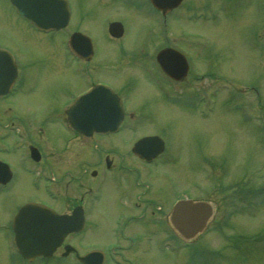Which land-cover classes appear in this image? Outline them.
I'll use <instances>...</instances> for the list:
<instances>
[{
	"label": "rangeland",
	"instance_id": "374dc122",
	"mask_svg": "<svg viewBox=\"0 0 264 264\" xmlns=\"http://www.w3.org/2000/svg\"><path fill=\"white\" fill-rule=\"evenodd\" d=\"M70 1L74 16L70 18L67 33L78 27L99 39L105 18L114 16L115 9L98 0H83L82 6L78 0ZM187 10H192L191 16L198 12L203 13V17L176 18L166 29L163 25L157 28L162 34L164 27L163 34H169V39L175 38L176 42L187 38L198 42L190 44V57L195 63L181 87L184 96L178 99L165 96L161 89L157 92L153 80L157 85H164L160 78L139 70L141 75L138 74L134 82L135 91L126 95L127 101L130 100L128 107L136 112L137 118L129 119L118 135L109 136L127 145L129 151L131 143L140 135L158 134L165 141L164 157L157 165H144L127 155L126 169L117 168L107 182H153L167 191L178 193L179 189H184L191 196L212 201L216 211L210 225L188 248L203 243L206 264H264V0H195ZM65 30L39 31L16 13L9 0H0V47L14 50L26 71L37 74L27 78V83L32 84L25 87V93L1 102L4 110L0 112V142L7 141L11 152L0 151V158L12 162L15 174L8 195L25 193L26 183L23 186L18 182H27L23 178V165L29 160L20 158V152L14 149L20 141L16 137L9 141L4 137L5 131L11 121L21 120L17 117L19 114H39L40 103L45 101L42 98L46 97H43L45 88L61 85L59 68L63 66L60 58ZM202 41L203 54L192 52ZM96 46L105 50L101 44L96 43ZM117 57L103 55L98 68L101 70L93 77L115 82L110 69ZM202 71L203 79L199 77ZM201 86L203 89L199 90ZM34 88L37 90L31 95ZM201 94L202 103L197 101ZM27 105L30 107L25 109ZM51 107L49 105L47 110ZM48 126L54 134L44 141L58 146L66 133L56 123L48 122ZM242 186H249L253 195H258L251 205L240 206L243 211L226 218L229 200L239 189L243 190ZM143 195L141 188L144 200ZM119 196L115 188L110 190L107 184L101 187L96 225L83 235L81 246L86 242L87 246L97 249L109 243H123H117L112 228L117 226V211H124L127 217L130 214L129 206L124 200L120 201ZM4 206L0 198V215ZM136 222L130 220L122 232L138 239L136 251L131 250L136 256H128L134 258L136 264H173L176 254L169 245L172 242L183 246L178 239L165 229L154 235L142 233L137 230L141 228L140 222ZM237 237L245 241L233 239ZM0 264H8L7 252L2 249Z\"/></svg>",
	"mask_w": 264,
	"mask_h": 264
},
{
	"label": "flooded vegetation",
	"instance_id": "af4514ba",
	"mask_svg": "<svg viewBox=\"0 0 264 264\" xmlns=\"http://www.w3.org/2000/svg\"><path fill=\"white\" fill-rule=\"evenodd\" d=\"M68 1L70 6L68 23L58 31L65 30L71 16H74L73 5L70 0ZM78 1L82 6L83 0ZM98 1L104 2L105 5H110L111 8L115 9L114 16L105 18L99 39L90 31H83L78 27L73 28L69 34L66 29L60 58L63 66L59 68L62 77L61 85L56 88L55 86L45 88L43 97H46L42 98L45 99V101H42L44 104L39 102L42 106L39 114L26 116L21 113L17 116L21 120L18 122L11 121L5 131L4 137H7L9 141L12 142L15 137L20 141L19 146L13 144L14 149L20 152V158L29 160V163L23 165V172L25 173L23 178L27 182H18L23 186L26 183L27 190L25 188V193L14 196L8 195L9 188L13 184L11 181L15 178L12 169L13 164L11 161L0 158V162L7 164V167H5L8 174V179L5 182L0 179L1 203L2 205L5 204L0 215V249L7 252L8 264H82L77 255H83L96 249L91 245L87 246L86 242H83L82 246L80 243L85 239L83 235L96 225V214L99 212L97 202L100 199L101 187L106 184L110 190L115 188L120 192L119 199L120 201L124 200L123 203L126 202L129 206L128 212L130 214L127 217L124 211L116 212L115 223L117 226L112 228L118 240L117 243L122 241L123 243L120 245L109 243L105 247L97 248L100 250L98 254L102 255L101 264H136L135 259L128 255L132 254L131 250L136 251L135 247L138 245V239L134 236H125L122 233L127 228L128 222L137 220L141 226L137 230L146 234L150 232L154 235L165 229L175 239L176 232L168 221L171 207L179 193L187 196L191 195L184 189H179L178 193L173 190H164L162 185L153 182L107 181L117 168L119 170L126 169L128 165L127 155L137 158L144 165L158 164L160 159L164 157L165 147L161 153L147 162L132 153L130 148L128 151L127 145L113 141L109 136L118 135L127 126L129 119L135 120L137 118L136 112L128 107L130 100L127 101L126 95L135 91L134 82L140 74L139 70H142L143 74L152 72L153 77L158 76L160 78L164 85H157L153 80L157 92L161 89L165 96L181 97L175 91L179 89L181 92V87L188 79L195 63L192 62L193 59L190 57V44L198 42L191 41L189 38L186 41L177 42L175 38H170L175 40V42L171 41L169 34H163L164 29L160 34L157 28L162 24L166 29L167 24L170 21L172 24L176 18L181 20L190 19L192 10L188 11L187 8L193 6L195 0H181L177 6L165 14L156 9L149 0ZM12 7L15 10V6L12 5ZM85 13L89 15L88 12ZM112 22L121 23V35L115 36L109 32V24ZM29 23L37 29L31 22ZM118 30L117 28V32ZM150 32H152L151 35ZM72 33H77L78 36L83 33L88 36L89 40L81 44L79 38L75 39L70 50L66 46V41ZM180 34L186 35L182 32ZM130 35L131 38H129ZM96 43L103 45L105 50L101 51L102 48L97 47ZM165 48H173L183 54L187 72L181 80L167 75L161 68L158 54ZM11 51L15 56L17 73L8 93L0 95V112L4 110L1 102L9 97L13 99L21 93H25V87L32 84L27 83V78L37 75L26 71L25 64H20L15 51ZM197 51L203 54V41L195 50H192V52ZM103 55L118 56L117 62L110 69L111 76L116 82H113L114 84L108 78L97 79L93 77L94 73L101 70L98 68L102 65ZM200 61L203 62V58ZM180 65H183V63ZM199 77L203 79V71ZM33 85L36 86L34 83ZM94 85H103L101 86L102 89H110L117 96L123 109V116L119 121L118 130L92 131L87 134L77 130L70 124L67 114L68 108L75 102L77 97L90 90ZM202 89L201 86L199 90ZM34 90L37 89H32L31 95ZM31 95L29 100L32 98ZM49 105H52V107L47 110ZM29 107L27 105L25 109ZM88 119L90 118L85 120ZM48 122L56 123L58 128L66 133L58 146L47 144L44 141L50 134H54L52 128L48 126ZM0 145H3L0 148L3 154L11 152V146L7 141L2 142V144L0 142ZM141 188L144 192V200L141 198ZM198 188L200 187L198 186ZM242 189L237 192L239 196L243 198L253 196L249 186L247 188L242 186ZM130 199L131 202L128 201ZM27 202L44 204L52 209L53 213L64 218L77 220L82 218L83 228L79 231L67 232L62 242L49 255H39L32 260H28L18 251L13 227L14 215ZM173 245L177 246L171 249V252L176 254V258H173V264H203V243L193 248H188L187 245L183 244H180L183 246L175 243ZM179 247L183 248L180 249ZM135 256L136 254H132V257Z\"/></svg>",
	"mask_w": 264,
	"mask_h": 264
},
{
	"label": "water",
	"instance_id": "95a60500",
	"mask_svg": "<svg viewBox=\"0 0 264 264\" xmlns=\"http://www.w3.org/2000/svg\"><path fill=\"white\" fill-rule=\"evenodd\" d=\"M151 1L155 7L166 11L177 5L180 0ZM11 2L16 6L18 13L41 30L59 29L66 25L69 18L66 0H11ZM116 25L118 24L112 23L109 31L112 35L118 36L121 34V26ZM77 38L80 39L81 44L86 41L84 35L78 36L77 33H73L69 40L71 47ZM158 58L169 75L180 78L185 73L186 63L178 51L171 48L162 49ZM181 63L183 65H180ZM15 75L16 65L13 56L7 50L0 48V94L8 90ZM67 113L69 122L75 128L90 133L93 130L115 129L122 110L116 96L110 90L102 89L101 85H97L77 98ZM87 118L90 119L85 120ZM162 147L163 141L159 137L145 136L137 140L132 148L139 156L150 159L158 154ZM0 179L2 181L8 179L6 168L1 163ZM211 213L212 206L206 201L181 199L176 201L172 208L170 222L183 237L192 238L206 225ZM15 220L17 243L25 255L49 254L60 244L64 235L76 227L72 226L74 219L67 222L64 217L51 213L50 210L35 203L25 205ZM79 222H82V219H79ZM97 254L91 252L80 256L79 259L83 264H100L101 256Z\"/></svg>",
	"mask_w": 264,
	"mask_h": 264
}]
</instances>
